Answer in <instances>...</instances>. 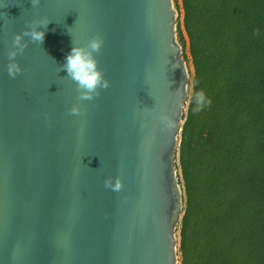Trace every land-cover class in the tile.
<instances>
[{
  "label": "water",
  "instance_id": "obj_1",
  "mask_svg": "<svg viewBox=\"0 0 264 264\" xmlns=\"http://www.w3.org/2000/svg\"><path fill=\"white\" fill-rule=\"evenodd\" d=\"M175 20L172 0H0V264H177ZM33 21L44 40L22 37L12 78L7 52ZM94 36L109 87L80 101L63 65Z\"/></svg>",
  "mask_w": 264,
  "mask_h": 264
},
{
  "label": "trees",
  "instance_id": "obj_2",
  "mask_svg": "<svg viewBox=\"0 0 264 264\" xmlns=\"http://www.w3.org/2000/svg\"><path fill=\"white\" fill-rule=\"evenodd\" d=\"M180 10L191 72L176 149L177 261L264 264V0H180ZM197 90L211 103L194 112Z\"/></svg>",
  "mask_w": 264,
  "mask_h": 264
},
{
  "label": "clouds",
  "instance_id": "obj_3",
  "mask_svg": "<svg viewBox=\"0 0 264 264\" xmlns=\"http://www.w3.org/2000/svg\"><path fill=\"white\" fill-rule=\"evenodd\" d=\"M40 3L41 0H31L33 8L37 7ZM36 23L37 21H33L23 33L16 34L13 37L12 47L7 52L8 63L5 65L8 76L12 78H15L22 71L16 61V57L23 54L26 48V44L22 43V37L28 36L32 41L40 43L44 40L45 33L35 30ZM39 23L47 25L48 20L44 19L39 21ZM103 43L104 41L101 37L94 36L87 41L84 48L73 47L65 57L63 68L81 90L79 96L80 101H91L95 98L94 94L98 95V89H107L109 87V81L105 79L104 74L99 70L97 61L93 56V53L100 51ZM192 99L195 101L194 112L199 111L203 106L211 103L210 100L205 98L203 90L195 91L192 94ZM69 111L72 115H79L81 108L79 105L74 104ZM161 121L167 123L169 127L172 126V121L167 115H162ZM104 183L105 187H110L114 191H119L121 188V180L119 178L116 179L114 184L108 179Z\"/></svg>",
  "mask_w": 264,
  "mask_h": 264
},
{
  "label": "rangeland",
  "instance_id": "obj_4",
  "mask_svg": "<svg viewBox=\"0 0 264 264\" xmlns=\"http://www.w3.org/2000/svg\"><path fill=\"white\" fill-rule=\"evenodd\" d=\"M172 6H173V10H174V13H175V16H176V20H175V31H176L177 25H179V27H180V29L182 31V27H181L180 0H172ZM182 33H183V31H182ZM183 36L185 38L184 33H183ZM176 40H177V36H176ZM181 52L184 53V55L186 57L184 63H185V67H186V70H187V74L189 75L190 72H191V65H190V62H189V55H188V52H187V48H185L184 50H181ZM175 236H176V239H177V232L176 231H175ZM177 259H178V257H177ZM177 264H178V261H177Z\"/></svg>",
  "mask_w": 264,
  "mask_h": 264
}]
</instances>
